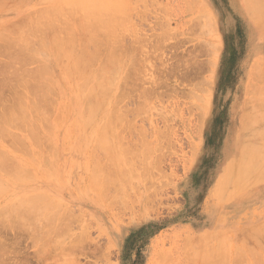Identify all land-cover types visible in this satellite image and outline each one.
I'll list each match as a JSON object with an SVG mask.
<instances>
[{
	"label": "rangeland",
	"instance_id": "obj_1",
	"mask_svg": "<svg viewBox=\"0 0 264 264\" xmlns=\"http://www.w3.org/2000/svg\"><path fill=\"white\" fill-rule=\"evenodd\" d=\"M54 1L56 3V0ZM54 1H8L3 2L4 7L2 5V8H0V30H3L2 34L5 35L8 32V30L5 29L6 27L8 28L9 26L10 31L12 29V32H8L9 34L7 33L9 35H7L8 37L6 35V37L4 36L5 39L8 40L10 35L15 38L14 35L19 34V32L22 34H19L20 37H16V39L19 38V42L13 39V42H17L19 49L15 47L16 44L14 46L12 45L13 42L11 37L9 40L12 42H10L12 47L10 46L9 40L6 43V40L0 36V47H3V50L0 51V68L5 67V69H7L6 71H8L6 72L3 68L4 71L0 69V113H3V115H0V122H2L1 124L4 127L2 129L0 124V129L2 130L0 131V157H2V159H0L1 161L5 159V161L11 163H6L10 166L9 168L8 165H3L5 162L1 164L0 161V164L3 165L0 170V177H2L0 180L10 183L8 187H5L6 189L0 190V192L2 191L0 194V238L2 237V241L5 238V243L3 242L4 251L7 247L10 250L6 249L9 251V253L5 252L7 254L6 256L3 249H1V244L0 249L2 251L0 250V252L5 254V258L9 257L10 259L6 258L7 261L3 263V261L1 262V259L3 260V258H1L3 254H0V264H7V262H13L11 264H14V261H16V264H28V262L29 264H44L45 258L48 262L45 264L53 262L54 264H61L60 261H64L65 264H202L203 258L206 257L210 260L214 255H218L217 257L215 256L218 259L226 255L225 262H227L226 264H230L232 258H234L235 255L237 257V253L238 255L243 254L242 258H239V261H237L235 257L233 263L254 264V262H256V264H264V225L262 226V224H264V175L259 181L255 182L251 180L252 178L250 176L253 175V173H251L249 176L251 179L246 178L242 181L241 184L235 188L234 195H232L233 192H231L234 188L231 191H226L225 189V193L224 191H220L221 187L219 190L216 188L217 186L219 187L218 181H221L222 184L225 180V176L222 174L226 173L225 168L227 164L234 163V168L238 167L234 155L240 152L242 147L245 149V146L251 145L260 150L264 145V138L262 136V134L264 135V103H257V99H260L262 94H264V92L262 94L258 92L259 89L264 91V18L261 21H256L255 18L250 15L246 7L247 3L244 0L124 1L125 13H127L128 16L123 15L126 18H124V22L122 21L121 23L123 24L121 25V30L119 28L118 31L119 35L121 34L122 36L117 34L119 38H117L118 40L115 38V40L119 41L120 37L123 39H121L122 42H120L122 44L121 48L124 47L126 52L123 51L124 49L122 50L120 48L119 42L115 41L119 45L117 44V46L114 44V56L119 58V60L113 59L115 62L106 64V67L111 65L109 66L110 74L113 73L111 69L113 70L118 64V66L122 68L121 77L118 79L114 90H111L109 94H107V98L110 102L106 105L103 104L100 108L120 116L123 120H119L120 123L118 125L116 124L115 127L119 131L122 128L121 134L119 135L118 133L117 135L116 132L118 130H116L114 135L121 137L123 147L126 148L130 145L128 148L134 149L128 150L126 148L128 152L127 150L124 151L126 155L122 154V157L126 160V156H128L127 160L130 164L133 162L135 165L131 164L128 166L124 164L123 167L125 168L126 166V171L128 169L127 172L125 171L126 174H119L118 177L115 175V179H118L114 181V185H111L112 190L114 187L115 188L114 191H110L111 194L109 195L112 197L116 195L113 201L109 198L111 200L109 203L100 199L102 203H99L100 200L98 197L100 196L97 197L96 193L93 191L94 188H90L92 185L91 181L93 180L91 178H94V176H92L94 174L92 166L97 159L100 158L99 160L101 161V158H106L105 156L103 157L104 154H100L101 156L98 157L97 155L99 154L97 152H95V154L91 151V154L89 147L92 146L93 143V145H95L96 137V142L99 140L100 137L98 138V136H100L99 134L101 132H98L104 121H106V118H101L99 126L97 122V125L94 123V126L97 128H94V130L97 131L94 132L93 130V132L95 135L96 133L98 135L94 138V133L91 134L92 132H87V128L85 130V127L88 126L86 123L88 119L87 115L92 104L89 100L82 101V97L80 96L82 94L80 93L75 92L76 94L74 96L71 95V90L75 87L74 84L77 81L75 77L78 76L77 79L81 77L78 80H84V78L78 74L74 77L72 76V78L69 76L66 77V87L61 85L60 64L61 62L63 64V60H65L64 66H66V64L69 65L68 63L73 62L71 61L73 58L70 57L69 59L65 57L63 59L64 56L56 54V46L54 48L49 41V38L53 35L52 32L54 30L59 31V27L63 25L64 17L69 15L67 12H65L67 14L66 16L63 14L66 9L65 5H63V1L61 6L65 7V9L60 6L61 9H63L61 10V15L54 14L52 11L48 13L47 11L49 9H54L57 4L59 5V2L55 4L53 3ZM65 3L68 2L65 1ZM66 5L68 6V4ZM39 7H43L44 9L42 8V10ZM7 9L10 11H6ZM39 9H41V11ZM33 10H38V13L36 11V13H33ZM68 10L69 8L66 11ZM31 11L34 14H32L33 17ZM50 13H52V15L54 14L55 17ZM40 14H43V18ZM77 14L78 13L75 14V19ZM80 14H78V16ZM26 15L31 16H29V18L28 16L26 17ZM104 15L107 16L108 14L104 13ZM34 18L39 21L33 20ZM78 18L76 21L80 22ZM11 21L15 27L12 26ZM31 21L32 25L30 24ZM18 22L23 27L18 25ZM27 22L28 24H26ZM49 22L51 23L49 24ZM16 23L20 26L19 28L17 25H14ZM199 24H202V26L204 24L208 26L209 24L207 27L208 29L205 27L201 29L202 26ZM1 25H3L2 27L5 26V28H2ZM28 25L31 26L28 27ZM24 26L25 29L28 27L32 30L29 31L27 28L25 32ZM35 26H39L40 28H35ZM111 27L113 26L104 25L102 23H100L99 26L101 32H105ZM34 28L35 30L37 29V33ZM198 28L201 29L200 31H202V33L199 32ZM40 32H42V35H40ZM74 32L79 37L77 29ZM25 33L27 35H25ZM44 36H47L48 41L43 44L42 40H44ZM21 37L25 41H21ZM76 40L75 48L77 50L74 48L76 50L74 51L75 55L78 54L79 51L82 52V50H84L83 43H81L82 41L80 39ZM162 42L163 44H161ZM4 43L5 45H3ZM6 44L11 47L10 49V47L7 46L11 52L9 50H4ZM23 44H27L24 45L25 48ZM80 45L81 49L79 50ZM7 47L5 49H8ZM118 47L119 50L117 49ZM35 48L37 49L35 50ZM12 49H14V51ZM15 49H17V51ZM15 51L17 53L12 57L10 54L15 53ZM4 55H7V57ZM8 55H10L13 60ZM30 55H35L36 59L34 56L31 58ZM68 60H70V62ZM5 61L11 63L10 66ZM98 61L103 63L104 60ZM5 63L11 69L6 68L8 66H6ZM44 64L47 65V68L45 67L47 70L50 69L48 75L51 76L52 86L48 84V80L45 86L43 81L45 78L37 75ZM11 65H13V67ZM252 69L255 71L262 70V73H257V71L254 72ZM33 71L37 73L35 72V74ZM15 72L17 73L15 74ZM29 72H33L34 74L31 73L30 75ZM2 73L7 74L5 76ZM7 75L9 79L12 77L11 80L14 83H10L11 80H4L8 77ZM32 75H35V77L37 75V77L34 79ZM3 76L4 78H2ZM108 76L110 75L108 74ZM5 82L6 84H4ZM79 83H81V81H79ZM197 83H200L199 85L201 86L198 87ZM11 84L15 85L12 86ZM48 85L51 86V88H47ZM256 86L257 90L255 89ZM62 90H64V92ZM258 95L260 96L259 98ZM252 100H255V102ZM260 102H262V100ZM29 105L32 108L28 107ZM18 106L21 108L19 109ZM8 107L11 109H7ZM22 108H25V112L22 111ZM39 109L41 113L38 112ZM17 110L21 111L17 112ZM262 110L263 113H261ZM27 111L28 113L25 115L24 113ZM122 111L124 113H122ZM10 112L17 113V116L16 114L14 116V114ZM20 114H23V116L25 115L28 121L23 119V116L20 117ZM56 115H60L58 116L60 121H58L59 119H57ZM254 115L255 118L253 117ZM257 115L260 116L258 117ZM256 116L258 117L257 121H252V123H250V125H252L249 126V122H251L252 119L256 120ZM14 117L17 119L13 120ZM243 117H250L249 119L253 118L247 122V119ZM5 118L7 119L4 120ZM30 119L36 124L32 123ZM243 119L245 121H243ZM18 120H21V122L23 121V124ZM126 127L127 129H125ZM138 128H140V130ZM8 129H10L11 132ZM33 131L37 134L36 140H34L36 136L33 135L35 134ZM50 131L54 132L55 136H52L55 138L49 134L47 135ZM109 131L111 134V130ZM30 135L35 137H30ZM38 135H40V137H38ZM48 136H50L49 139ZM85 137L90 138V141L94 138V142L92 141V144L90 143L89 146H86ZM38 138H41V140ZM137 140L140 142L138 143ZM37 141L41 144L39 143V145ZM111 143H113L112 139ZM151 145L152 148H150ZM93 147L96 148V145L92 146V148L90 147L91 150H93ZM147 147H149L150 151ZM3 150L6 151L5 154L9 156L3 154ZM96 150L99 151V153H101L100 151L103 152V150L100 148L98 149V147ZM44 151H46L47 154ZM133 152L135 154L132 156L131 154H133ZM139 152L143 155L139 154ZM148 154H150V156ZM262 155L263 156L258 158V163L262 160V165H264V152ZM3 156H6L7 160L6 157ZM147 157L150 159V161L146 159L149 163L145 161ZM14 160H17V162L13 163ZM46 161H48L49 166L51 162L52 166L48 167V164L45 163ZM258 163L255 165L256 167H254V173L264 172L262 171V168L264 170V166ZM140 164L141 166L139 167ZM146 164H148V166ZM235 164L237 166H235ZM21 166L26 167L27 169H24L29 171V173L23 168L21 169ZM3 167L4 170L6 169L5 171L2 169ZM12 169L15 172L12 171ZM16 171L19 173L16 176V178L18 177L17 180L15 178ZM106 171L107 169H105V173H107ZM9 172L11 174H8ZM235 172V170L231 171L229 184L232 182V179H235L233 178L234 176L236 177V175H234ZM102 173L100 174L102 175ZM20 174H23L22 177L24 176V180L19 176ZM122 177L124 179H122ZM100 179L102 180L103 178L100 177ZM88 181H90L89 184L91 185H88ZM119 185L121 186L118 187ZM122 185H124V188ZM220 192L224 198L222 195H219ZM39 193H42L41 195H44V193H47L48 196L53 195L52 199L49 197L51 201L54 199L58 202L66 203L65 207L67 210H64V208L62 210L66 212H64L66 217L62 218L65 220H61V224L58 217H55L56 220L53 219V215L59 210H56L53 205H48L47 202H43V204L47 206V211L45 206H42V209L44 208L45 211L41 212L43 210L41 209L40 204H42V202L40 200H37L39 204L36 203L37 201L35 202L38 206H29L30 208H35H32L33 210L31 209V213H26L28 212L26 211L25 213L23 212V214L21 213L22 210L18 211L17 209H11L15 211L13 213L11 210L10 212L9 209H7L10 202H13V200L15 201L19 196L25 195V199L28 197L26 200L29 201L30 197L35 198ZM38 196H40V194ZM48 207L53 208L52 210L55 209L53 211L54 214L51 208L48 209ZM5 209L8 211H6L7 214ZM39 209L41 210L40 212ZM1 211L3 212L1 213ZM3 213L6 214L5 217L2 216ZM8 214L10 217L7 216ZM15 214H17V216ZM47 214H51L53 217ZM11 215H14L13 217L15 219ZM11 217L14 219L12 220L13 224H11ZM29 217L33 220V222L31 221L32 224ZM35 217H39V219ZM49 217L51 221L55 220V222H52L53 224H59L53 225L49 222V219L47 220ZM69 218L72 221L74 220L73 223ZM16 219H18L20 223L22 221V224L16 222ZM7 221L9 222L8 224L11 225L10 227L6 226L8 225ZM46 221L50 224L52 233H54L53 235H45L47 233L42 234L41 227H45V229L48 227L47 229H49V224L46 223ZM1 223H6V228L4 224L1 225ZM45 223L48 225L44 226ZM257 223L258 225L256 226ZM69 224L71 227L69 226V228H67L68 231H65L66 233L64 232L62 236L63 231L66 230ZM14 225H17L24 231L17 226L14 228ZM23 225L28 226L24 228ZM3 226L5 230L2 231V229H4L2 228ZM12 226L14 229H12ZM57 226L61 231L58 230ZM250 226H254L253 228L263 232L261 236L258 235L260 240L256 241L249 236L250 238L247 243H242L240 241L242 239V230H247L246 227H249L248 230L250 235L252 230ZM16 228L19 230H16ZM39 228L41 230H39ZM20 230L22 232H20ZM54 230L57 232L56 234ZM35 231H37L38 235L49 236L45 238L46 245H43L42 241L44 242V238L40 236L42 238V247H40L41 243L37 242L40 237L37 236ZM33 233H36L35 235L37 237L35 235V237H33ZM15 234H17V236ZM20 234L26 238V240ZM206 238L207 241H205ZM48 239H51V241H48ZM7 241H9V243ZM75 242H80V246L82 245V247ZM36 243L40 244V246ZM69 243L73 244L70 246ZM68 245L72 249H70L72 252L75 250L73 245H75V248H78L76 249L77 253L83 248L84 251L80 250L82 253H78L79 255L76 251L70 253V250L67 249ZM5 246L7 247L5 248ZM39 247L42 251L44 249V251L41 252ZM10 248H12V250ZM15 251L16 253H14ZM251 251H254V255ZM40 252L43 253V258H41L42 261L40 259V257H42ZM211 252L213 253L210 254ZM232 252L233 254L231 255ZM14 256L16 258L13 261L12 258H14ZM78 256L79 258H77ZM18 257L21 260H18L19 262L17 261ZM70 259L72 261H70Z\"/></svg>",
	"mask_w": 264,
	"mask_h": 264
},
{
	"label": "bare ground",
	"instance_id": "obj_2",
	"mask_svg": "<svg viewBox=\"0 0 264 264\" xmlns=\"http://www.w3.org/2000/svg\"><path fill=\"white\" fill-rule=\"evenodd\" d=\"M8 1H14V2H16V0H1L0 1V8H2V5H3V7H4V4H3V2H8ZM46 1V0H45ZM54 1V0H53ZM62 1H63V5H65V7H66V9H65V7H63V6H61L62 5ZM65 1L66 2H68V3H65ZM124 1L125 0H69V1H67V0H56V3L57 2H59V5L57 4L55 7H54V9H47V10H45V11H47L48 13H49V11H52V13H54V14H58V15H61V10H63V9H65V11H64V13L63 14H65V16L69 13V15H67L66 17H64L65 19L63 20V25L61 26V27H59V31L57 30V31H53L52 32V37H50L49 38V41H50V43L54 46V48H55V46H56V50H55V52H56V54H59L60 56L61 55H63L64 57H63V59L65 58V57H67V58H69L70 59V57H72L73 58V60L71 59V61H73V62H70V60H68L70 63H71V65H70V63H68L69 65H67L66 64V66H64V64H65V60H63V64H62V62H61V64H60V68H61V78H62V84L61 85H63V86H65L66 87V85H65V83H66V77H69L70 76V78H72V76L74 77L76 74H78V75H80V76H82L83 78H84V80H78V79H80V78H78L77 79V77H75V79L77 80L76 81V83L74 84V86L75 87H73L72 88V90H71V95L72 96H74L76 93H80V94H82V95H80L82 98V101L83 100H89L90 101V103L92 104L91 105V107H90V109H89V112H88V115H87V117H88V119H87V125L89 126H87L86 124H84V125H86L87 127H85V130H86V128H87V132L89 131V132H92L91 134H93L95 131H97V130H94V128L95 129H97L95 126H94V123H95V125H97V123H98V126L100 125V120H101V118L103 119V118H106V121H104V123L102 124V126H101V128H100V130H99V128H98V130H99V132L98 133H100L99 135L100 136H98L97 135V133H96V135H95V133L93 134L94 135V138L96 137V136H98V138H99V140L96 142V138H95V145H96V148L98 147V149L100 148V149H102L103 150V152L102 151H100L101 153H99V151H97L96 150V148L95 147H93V150H91V148H92V146H95V145H93L91 142L94 140V138H93V140H91L90 141V138H86L85 139V144H86V146H89L90 145V143L92 144V146H90L89 147V149H90V152L92 151L93 153H95V152H97L99 155H97L98 157L99 156H101L102 154H104L103 155V157L105 156V158L106 159H104V158H101L102 160H104V161H100L99 159H97L96 161H94L95 163H94V165L92 166L93 167V169H92V171H93V175L92 176H94V178H91V179H93L92 181L94 182H92L91 181V183H92V185L91 184H89V182L90 181H88V185H91V187L90 188H94L93 189V191L96 193V195H97V197L98 196H100V197H98L99 198V200L100 199H102L104 202L106 201V202H111V200L110 199H112V201H113V199H114V197H116V195L114 196V197H112V196H109L111 193H110V191H114V188H113V190H112V188H111V185H114L113 183H115L114 181L115 180H117V179H115L116 177H115V175H117V177H118V175L119 174H124L125 173V171H126V166H125V168L123 167L124 166V164H126V165H131V164H133V162H131V164H130V162L127 160L128 158V156H126V160L128 161H126L125 160V158L123 159V157H122V154L124 155H126V153H124V151H126L127 149L128 150H130V149H132V150H134L133 148H128L130 145H128V144H125V145H128V147H123V145H122V139H121V137H119V136H117L118 135V133H119V135L121 134V130H122V128H121V130L119 131L117 128H115L116 127V124L118 125L119 123H120V121L122 120L121 119V117L120 116H118V115H114V114H112V112H110V111H108V110H102L100 107H102V105L103 104H108L109 102H110V100H108V98H107V94H109V92L111 91V90H114V88H115V85L117 84V81H118V79H120V77H121V70H122V68H120V66H118V64L114 67V69L112 70L111 69V71H113V73H111L110 74V72H109V70H110V68H109V66H111V65H108L107 67H106V64L107 63H109V64H112V62H115L113 59H118L119 60V58H117L116 56H114V54H115V45H117L118 43H116L115 41H117L118 39L117 38H119L118 36H117V34L119 35V33H118V31H119V28H120V30H121V25H123V24H121L122 23V21L124 22V18H126L125 16L127 15V13H125V3H124ZM247 4V9H248V11L250 12V15H252L253 16V18H255V20L256 21H261L263 18H264V0H244ZM23 2V1H22ZM26 2V1H25ZM18 3V2H17ZM21 3V2H20ZM40 3V2H39ZM53 3H55V1L53 2ZM55 3V4H56ZM70 3V4H69ZM66 4H68V6H70V7H68ZM8 5H9V3H8ZM7 5V6H8ZM10 6V5H9ZM16 6H18V5H16ZM47 6V5H46ZM63 7V9H61V7ZM6 7V6H5ZM15 7V6H14ZM45 7V6H44ZM128 7V6H127ZM39 8H41V7H39ZM43 8V7H42ZM41 8V9H42ZM69 8V10L68 11H66L67 9ZM9 9V8H8ZM6 10V11H10V10ZM41 9H39L40 11H41ZM44 9V8H43ZM42 9V10H43ZM128 9V8H127ZM126 9V10H127ZM12 10V9H11ZM34 11V10H33ZM36 11V10H35ZM33 12V13H36V12ZM44 11V12H45ZM4 12V11H3ZM2 12V13H3ZM30 12V11H29ZM29 12H27V13H29ZM44 12H42V13H44ZM63 12V11H62ZM65 12H67V14L65 13ZM127 12V11H126ZM5 13V12H4ZM7 13V12H6ZM26 13V14H27ZM32 13V11H31V15L33 14ZM38 13V12H37ZM52 13H50L51 15H52ZM76 13H78V14H80L79 16H78V14H77V17H76V19L78 18V20L80 21V22H78V21H76V19H75V14ZM104 13H107L108 15L107 16H105L104 15ZM125 13V14H124ZM247 13V12H246ZM46 14V13H45ZM54 14L52 15L53 17H55L54 16ZM62 14V15H63ZM207 14V13H206ZM31 15H29V16H31ZM34 15V14H33ZM33 15H32V17H33ZM41 15V17L43 16V14H40ZM82 15V16H81ZM123 15H125V16H123ZM28 15H26V17H27ZM28 16V17H29ZM64 16V15H63ZM81 16V17H80ZM128 16V15H127ZM208 16H210V15H208ZM30 18V17H29ZM43 18V17H42ZM50 18V17H49ZM45 19H48V18H45ZM45 19H43V20H45ZM211 19H213V18H211ZM33 20H35V21H39V20H36L35 18L33 19ZM49 20V19H48ZM68 20H69V23H68ZM126 20V19H125ZM207 20V19H206ZM27 21V20H26ZM200 21V20H199ZM204 21H205V19H204ZM28 22H29V19H28ZM28 22L26 23V24H28ZM203 22V21H202ZM255 22V21H254ZM11 23H12V21H11ZM19 23V22H18ZM18 23H16V24H14V25H17ZM32 23V21L30 22V24ZM35 23V22H34ZM45 23V22H44ZM47 23V22H46ZM45 23V24H46ZM51 22H49V24H50ZM59 23V22H58ZM57 23V24H58ZM100 23H102V24H104V25H108V26H113V27H111L110 29H107L105 32H101V30H100V28H99V26H100ZM206 23V22H205ZM212 23V22H211ZM257 23V22H256ZM48 24V23H47ZM53 24V23H52ZM55 24V23H54ZM61 24V23H60ZM118 24H119V26H118ZM203 24V23H202ZM202 24L200 25V26H202ZM210 24V23H209ZM209 24H208V26H209ZM18 25H20V23L18 24ZM17 25V26H18ZM25 25V24H24ZM32 25V24H31ZM31 25H28V27L29 26H31ZM36 25V24H35ZM56 25V24H55ZM206 24H204L202 27H201V29L203 28V27H205L206 29H208L207 27L208 26H205ZM211 25V24H210ZM212 25H213V23H212ZM3 25H1V27H2ZM6 26H8V25H6ZM12 26H13V23H12ZM11 26V27H12ZM17 26H16V28H17ZM21 27H23L22 25H20ZM20 26H18V28L20 27ZM59 26V25H58ZM200 26H199V28H200ZM13 27H15V26H13ZM27 27V28H28ZM36 27H39V26H35V28ZM56 27V26H55ZM212 27V26H211ZM2 28H5V26L4 27H2ZM18 28H17V30H18ZM27 28L25 29V26H24V31L26 32V30H27ZM30 28H32V27H30ZM35 28H34V30H35ZM40 28V27H39ZM58 28V27H57ZM195 28V27H194ZM198 28V29H199ZM6 30H8V32H12V29H11V31L9 30L10 28H9V26H8V28L6 27L5 28ZM4 29V30H5ZM14 29V28H13ZM20 29H22V28H20ZM19 29V30H20ZM76 29H77V31L79 32V37L76 35V33L74 32V31H76ZM201 29H199V32H201L202 33V31H200ZM210 29V28H209ZM28 30L30 31V30H32V29H29L28 28ZM37 30V29H36ZM35 30V32L37 33V31ZM205 30V29H204ZM203 30V31H204ZM211 30V29H210ZM1 31V30H0ZM3 31V30H2ZM2 31L0 32V36H2V38L3 39H5V37L9 34L8 32V34L6 33L5 35L4 34H2ZM16 31V30H15ZM28 31V32H29ZM40 31V30H39ZM207 31V30H206ZM5 32V31H4ZM19 32V31H18ZM42 32H40V35H42L41 34ZM47 33V32H46ZM120 33H122V32H120ZM206 33V32H205ZM14 34V33H13ZM15 34H17V33H15ZM19 34L20 35H22L20 32H19ZM19 34H17V35H14V37L15 38H13V37H11V35H10V37L12 38V42H13V39L15 40L16 39V37L17 36H19ZM39 34V33H38ZM51 34V33H50ZM25 35H27L26 33H25ZM5 36V37H4ZM9 36V35H8ZM7 36V37H8ZM117 36V37H116ZM119 36H122L121 34L119 35ZM9 37V38H10ZM20 37V36H19ZM41 37V36H40ZM45 37V36H44ZM1 38V37H0ZM9 38H8V40H9ZM10 38V39H11ZM22 38V37H21ZM20 38V39H21ZM46 39H47V36L45 37ZM45 38H43L44 40H42L43 41V44L46 42L47 43V41H48V39L46 40ZM115 38L117 39V40H115ZM23 39V38H22ZM21 39V41H25L24 39L22 40ZM76 39H80L82 42L81 43H83V47H84V50H82V52H80L79 51V53L78 54H74L75 52L74 51H76L77 49L75 48V42H77V40ZM122 38L120 37V40H121ZM160 39V38H159ZM6 40V43L8 42V40L7 39H5ZM16 40H18V42L20 41L19 40V38L18 39H16ZM117 41V42H119V46H120V48H121V46H122V44L120 43V42H122V40L121 41ZM11 41L9 40V43H10ZM11 42V43H12ZM33 42V41H32ZM1 43V42H0ZM8 43V44H9ZM11 43H10V46H11ZM21 43V42H20ZM39 43V42H38ZM80 43V44H81ZM17 45V42H13V46L14 45ZM42 44V43H41ZM77 44V43H76ZM115 44V45H114ZM157 44V43H156ZM159 44H160V42H159ZM161 44H163V42L161 43ZM3 45H5V43L3 44ZM15 45V47L17 48L18 47V45L16 46ZM24 45H27V44H23V47H24ZM35 45V44H34ZM117 45V46H118ZM7 46H9V45H7L6 44V47ZM9 46V47H10ZM20 46V45H19ZM5 47V48H6ZM9 47H7L8 49H5L4 48V50H9ZM12 47V46H11ZM11 47H10V49H11ZM22 47V46H21ZM77 47V46H76ZM1 48V47H0ZM3 48V47H2ZM0 49V51H2L3 49ZM25 48V47H24ZM76 50H75V49ZM18 49H19V47H18ZM27 49H28V46H27ZM37 48H35V50H36ZM81 49V45H80V48H79V50ZM118 50H119V47L117 48ZM116 49V50H117ZM123 51H125L126 52V50H125V48L123 47V48H121ZM120 49V50H121ZM127 49V48H126ZM136 49V48H135ZM13 51H14V49H12ZM16 51H17V49H15ZM34 50V51H35ZM121 50V51H122ZM209 50V49H208ZM207 50V51H208ZM10 52H11V50H9ZM15 51V53H12V54H10V55H12V57H13V55L14 54H16L17 52ZM26 51V50H25ZM122 51V52H123ZM131 51H132V49H131ZM212 51V50H211ZM4 52V51H3ZM19 52V51H18ZM6 53V52H5ZM213 53V52H212ZM33 54V53H32ZM118 54V53H117ZM10 55H8V56H10ZM74 55H75V57H74ZM134 55V54H133ZM2 56V55H1ZM5 57H7V55H4ZM15 56V55H14ZM34 57H35V55H33ZM33 56H31L30 55V57L31 58H33ZM57 56V55H56ZM11 57V56H10ZM11 57V58H12ZM27 57V56H26ZM29 57V58H30ZM115 57V58H114ZM11 58H10V60H11ZM28 58V57H27ZM59 58V57H58ZM66 58V59H67ZM128 58V57H127ZM35 59H36V57H35ZM39 59V58H38ZM140 59V58H139ZM142 59V58H141ZM4 60H6V59H4ZM12 60H13V58H12ZM14 60H15V58H14ZM27 60V59H26ZM40 60V59H39ZM98 60H104L103 61V63H101L100 61H98ZM135 60V59H134ZM0 61H1V59H0ZM17 61V60H16ZM15 61V62H16ZM35 61V60H34ZM207 61V60H206ZM6 63H7V61H5ZM132 62V61H131ZM130 62V63H131ZM135 62V61H134ZM3 63H4V61H3ZM6 63H5V65H6ZM74 63V64H73ZM124 63H125V61H124ZM211 63H212V61H211ZM0 64H1V62H0ZM7 64H9V66H10V64L11 63H7ZM14 64H16V63H14ZM28 64V63H27ZM73 64V65H72ZM132 64V63H131ZM134 64V63H133ZM17 65V64H16ZM138 65V64H137ZM2 66H3V64H2ZM6 66H8V65H6ZM6 67V68H10V67ZM12 67H13V65H11ZM42 66V65H41ZM47 65H45L44 64V68L42 67V69L41 70H39V72H38V74L37 75H39V77H44L45 79H43V81H44V85L46 86L47 85V80L49 81L48 82V84H50L51 85V83H52V81H51V76L50 75H48L49 74V71H50V69L49 70H47L46 67ZM96 66V67H95ZM122 66V65H121ZM124 66H125V64H124ZM1 67V66H0ZM46 67V68H45ZM3 68V67H2ZM2 68H0V69H2ZM59 68V69H60ZM254 68V67H253ZM3 69H5V67L3 68ZM2 69V71H4ZM11 69V68H10ZM36 69V68H35ZM96 69V70H95ZM132 69V68H131ZM199 69V68H198ZM255 69V68H254ZM254 69H252V70H254ZM260 69V68H259ZM262 69V68H261ZM7 69H5V71H6ZM134 70V69H133ZM12 71H14V70H12ZM30 71V70H29ZM257 71V73L258 72H260V73H262L261 71L262 70H256ZM255 70H254V72H256ZM6 72H8V71H6ZM11 72V71H10ZM34 73L36 72V71H33ZM33 72H31V73H33ZM133 72V71H132ZM17 72H15V74H16ZM30 73V72H29ZM31 73H30V75H31ZM33 73V74H34ZM37 73V72H36ZM35 73V74H36ZM0 74H1V72H0ZM2 74H4L5 76H6V74L7 73H2ZM11 74V73H10ZM14 74V75H15ZM55 74V73H54ZM108 74L110 75V76H108ZM8 75H9V73H8ZM7 75V76H8ZM11 75H13V74H11ZM37 75H36V77H37ZM254 75V74H253ZM2 76V75H1ZM33 76V78L35 79L36 77H35V75H32ZM53 76V75H52ZM18 77V76H17ZM253 77V76H252ZM2 78H4V76L2 77ZM54 78H56V77H54ZM60 78V77H59ZM255 78V77H254ZM12 79V77L9 79V76L8 77H6L4 80H11ZM123 79V78H122ZM164 79V78H163ZM261 79V78H260ZM3 80V79H2ZM4 80H3V82H4ZM15 80V79H14ZM41 80V79H40ZM20 81V80H19ZM36 81V80H35ZM38 81V80H37ZM79 81H81V83H79ZM126 81V80H125ZM192 81H194V80H192ZM1 82V81H0ZM12 82V80L10 81V83ZM40 82H42V81H40ZM39 82V83H40ZM123 82V81H122ZM159 82H161V81H159ZM165 82V81H164ZM12 83H14V82H12ZM71 83V82H70ZM165 83H167V82H165ZM203 83V82H202ZM4 84H6V82L4 83ZM18 84H20V83H18ZM198 84V83H197ZM200 84V83H199ZM198 84V87L199 86H201V85H199ZM205 84V83H204ZM9 85V84H8ZM12 86H14L13 84H11ZM39 85V84H38ZM41 85V84H40ZM44 85H43V87H44ZM54 85V84H53ZM123 85V84H122ZM18 86V85H17ZM21 86H22V83H21ZM23 86H25V85H23ZM52 86V85H51ZM51 86H49L48 85V87L47 88H51ZM264 86V85H263ZM262 86V87H263ZM28 88V87H27ZM261 88V87H260ZM11 89H13V88H11ZM201 89H203V88H201ZM256 90H257V86H256V88H255ZM258 89H259V87H258ZM264 89V88H263ZM44 90V89H43ZM15 91V90H14ZM30 91V90H29ZM37 91H39V90H37ZM63 92H64V90H62ZM35 92V91H34ZM46 92V91H45ZM76 92V93H75ZM204 92V91H203ZM258 92L260 93V94H262L264 91L263 90H261V89H259L258 90ZM120 93V92H119ZM155 93V92H154ZM193 93V92H192ZM195 93V92H194ZM258 93V94H259ZM39 94V93H38ZM46 94V93H45ZM123 94V93H122ZM21 95V94H20ZM37 95V94H36ZM47 95H48V93H47ZM58 95V94H57ZM194 95V94H193ZM22 96V95H21ZM40 96V95H39ZM38 96V97H39ZM198 96V95H197ZM262 96H263V98H262ZM262 96H261V98L260 99H257V103L259 104H263L264 102V94H262ZM41 97V96H40ZM43 97H44V95H43ZM42 97V98H43ZM260 96L258 95V98H259ZM21 98V97H20ZM41 98V99H42ZM197 98V97H196ZM255 98V97H254ZM37 99V98H36ZM80 99V100H81ZM198 99H200V98H198ZM24 100V99H23ZM39 100V99H38ZM46 100V99H45ZM259 100V101H258ZM262 100V102H260ZM20 101V100H19ZM47 101V100H46ZM88 101V102H89ZM253 101V100H252ZM252 101H251V103H252ZM203 102V101H202ZM253 102H255V100L253 101ZM33 103H34V101H33ZM120 103V102H119ZM205 103V102H204ZM43 104V103H42ZM193 104H195V103H193ZM192 104V105H193ZM255 104V103H254ZM21 105V104H20ZM19 105V106H20ZM24 105H25V102H24ZM23 105V106H24ZM46 105V104H45ZM104 105V106H105ZM18 106V107H19ZM34 106H35V104H34ZM254 106V105H253ZM262 106V105H261ZM260 106V107H261ZM264 106V105H263ZM14 107V106H13ZM28 107H31L30 105L28 106ZM36 107V106H35ZM38 107V106H37ZM76 107H77V105H76ZM75 107V108H76ZM196 107V106H195ZM251 107V106H250ZM259 107V106H258ZM10 107H8L7 109H9ZM21 107H19V109H20ZM32 108V107H31ZM30 108V109H31ZM39 108V107H38ZM202 108H204V107H202ZM11 109V108H10ZM23 109V108H22ZM25 109V108H24ZM24 109L22 110V111H24ZM85 109V108H84ZM101 109V110H100ZM34 110V109H33ZM116 110H117V108H116ZM123 110V109H122ZM4 111H6V110H4ZM16 111V110H15ZM14 111V112H15ZM19 111H21V110H17V112H19ZM101 111V112H100ZM126 111V110H125ZM7 112V111H6ZM6 112H4V113H6ZM14 112H10V113H13L14 114V116H15V114H16V116H17V113H14ZM25 112V111H24ZM31 112V111H30ZM38 112H40L41 113V111H40V109L38 110ZM37 112V113H38ZM100 112V113H99ZM8 113V112H7ZM9 113V114H10ZM28 113V111L26 112V113H24L25 115ZM34 113H35V111H34ZM39 113V114H40ZM122 113H124L123 111H122ZM136 113V112H135ZM261 113H263V110H262V112ZM3 115V113H0V115ZM8 114V115H9ZM33 114V113H32ZM57 114H58V112H57ZM258 114V113H257ZM7 115V116H8ZM25 115L23 116V114H20V117H22L23 119H26L27 120V117L25 118ZM43 115V114H42ZM84 115V114H83ZM139 115V114H138ZM253 115V114H252ZM255 115H256V113H255ZM255 115L253 116L254 118H255ZM261 115V114H260ZM259 115V116H260ZM10 116H11V114H10ZM19 116V115H18ZM30 116V115H29ZM57 116V115H56ZM58 116H60V115H58ZM57 116V119H59V117ZM179 116V115H178ZM258 116V115H257ZM256 116V120H253L252 118V120L251 119H249V118H245V117H243L244 119H247V122H249L248 120H251V122H249V126H251L250 125V123H252V121H257V118L259 117H257ZM264 116V115H263ZM1 117V116H0ZM4 117V116H3ZM13 117V116H12ZM19 117V118H20ZM262 117V116H261ZM18 118V119H19ZM28 118H31V117H28ZM45 118H47V117H45ZM7 118H5L4 120H6ZM15 119H17V118H13V120H15ZM23 119H21V120H23ZM38 119H39V117H38ZM243 119V121H245ZM263 119H264V117H263ZM21 120L19 121V122H21ZM31 120V119H30ZM65 120V119H64ZM105 120V119H104ZM120 120V121H119ZM130 120V119H129ZM259 120V119H258ZM9 121V120H8ZM11 121H12V119H11ZM17 121V120H16ZM28 121V120H27ZM32 121V120H31ZM44 121V120H43ZM56 121V120H55ZM58 121H60V119L58 120ZM117 121V122H116ZM123 121V120H122ZM131 121V120H130ZM18 122V123H19ZM23 122V121H22ZM21 122V123H22ZM45 122V121H44ZM83 122V121H82ZM97 122V123H96ZM116 122V123H115ZM125 122V121H124ZM132 122V121H131ZM247 122H245V123H247ZM2 122H0V124H1ZM8 123V122H7ZM6 123V124H7ZM10 123V122H9ZM32 123H34L33 121H32ZM85 123V122H84ZM129 123V122H128ZM243 123V122H242ZM23 124V123H22ZM30 124V123H29ZM34 124H36V123H34ZM125 124V123H124ZM132 124V123H131ZM25 125V124H24ZM37 125H38V123H37ZM44 125V124H43ZM1 126H2V129L4 128L3 127V125L1 124ZM33 126H35V125H33ZM48 126V125H47ZM94 126V127H93ZM200 126V125H199ZM198 126V127H199ZM245 126H246V124H245ZM37 127V126H36ZM39 127V126H38ZM49 127V126H48ZM92 127V128H91ZM118 127V126H117ZM131 127V126H130ZM247 127V126H246ZM245 127V128H246ZM25 128V127H24ZM23 128V129H24ZM129 128V127H128ZM201 128V127H200ZM36 129V128H35ZM125 129H127V127L125 128ZM124 129V130H125ZM130 129V128H129ZM139 130H140V128H138ZM10 132H11V130L10 129H8ZM7 130V131H8ZM38 130H39V128H38ZM41 130V129H40ZM93 130H94V132H93ZM109 130H111V134L109 133L110 131ZM116 130H118L117 132H116ZM138 130V131H139ZM0 131H2L1 129H0ZM4 131V130H3ZM6 131V132H7ZM30 131V130H29ZM36 131V130H35ZM35 131H33V133H35V134H33V135H37L36 134V132ZM130 131V130H129ZM252 131H254V130H252ZM263 131V130H262ZM115 132H116V136L114 135L115 134ZM2 133V132H1ZM13 133V132H12ZM38 133V132H37ZM85 133V132H84ZM138 133H140V132H138ZM141 133H142V129H141ZM3 134V133H2ZM5 134V133H4ZM6 134H8V133H6ZM54 135V132H48L47 133V135ZM87 134V133H86ZM9 135V134H8ZM11 135V134H10ZM33 135H30V137L31 136H33ZM142 135V134H141ZM164 135V134H163ZM167 135V134H166ZM12 136V135H11ZM35 136H33V137H35ZM43 136V135H42ZM55 136V135H54ZM262 136H263V138H264V135L262 134ZM3 137V136H2ZM10 137V136H9ZM38 137H40V135H38ZM44 137V136H43ZM49 137L50 136H48V139H49ZM53 137V136H52ZM111 137H113V138H111ZM14 138V137H13ZM36 138H37V136L34 138V140H36ZM53 138H55V137H53ZM120 138V139H119ZM125 138V137H124ZM261 138V137H260ZM38 139H40L41 140V138H38ZM43 139V138H42ZM111 139H112V141H113V143H111ZM141 139V138H140ZM263 140V139H262ZM262 140H261V142H262ZM13 141V140H12ZM25 141V140H24ZM88 141V142H87ZM21 142V141H20ZM19 142V143H20ZM44 142V141H43ZM94 142V141H93ZM134 142V141H133ZM137 142H138V140H137ZM140 142V141H139ZM138 142V143H139ZM37 143L39 144L40 142L39 141H37ZM97 143V144H96ZM147 143H149V142H147ZM249 143V142H248ZM22 144V143H21ZM41 144V143H40ZM39 144V145H40ZM137 144V143H136ZM142 144V143H141ZM140 144V145H141ZM146 144V143H145ZM151 144V143H150ZM149 144V145H150ZM23 145H25V144H23ZM54 145V144H53ZM98 145V146H97ZM124 145V146H125ZM134 145V144H133ZM148 145V144H147ZM146 145V146H147ZM245 145H246V143H245ZM146 146H144V147H146ZM47 147V146H46ZM84 148H86V147H84ZM148 148V150L150 151V149H149V147H147ZM147 148H145V149H147ZM150 148H152V145L150 146ZM194 148H195V146H194ZM262 148H264V145H263V147ZM257 149V148H254V146H251V145H249V146H245V149H244V147H242L241 148V151L240 152H238V153H236L234 156H235V159L237 160V164H238V167L237 168H234V163L233 164H227V166H226V173L225 174H222L223 176H225V180H224V182H222V184H221V181H218V184H219V187L217 186L216 188H218V190L220 189V187H221V192L222 191H224L225 189H226V191H228V190H232L233 188V190L231 191V192H233L232 193V195H234V190H235V188H237L240 184H241V182L242 181H244L246 178H249V179H251L252 181H255V182H257V181H259L260 180V178H262V176L264 175V172H262V173H260V172H256V173H254V167H256L255 165H257V163H258V158L259 157H261V156H263L262 155V153L264 152V149ZM49 149V148H48ZM51 149V148H50ZM57 149V148H56ZM87 149V148H86ZM144 149V150H145ZM47 150V149H46ZM128 150H127V152H128ZM131 150V151H132ZM147 150V151H148ZM152 150V149H151ZM1 151V150H0ZM50 151V150H49ZM55 151V150H54ZM137 151H139V150H137ZM140 151H142V150H140ZM147 151H146V153H147ZM3 152V154H5V152L6 151H2ZM45 153H46V151H44ZM44 152H42V153H44ZM52 152V151H51ZM92 152H91V154H92ZM36 153H38V152H36ZM152 153V152H151ZM47 154V153H46ZM96 154V153H95ZM94 154V155H95ZM101 154V155H100ZM135 153L133 152V154H131L132 156L134 155ZM139 154H141L140 152H139ZM145 154V153H144ZM0 155H1V152H0ZM5 155H7V156H9L8 154H5ZM129 155V154H128ZM141 155H143V154H141ZM149 156H150V154H148ZM44 156V155H43ZM48 156H50V155H48ZM93 156V155H92ZM3 157H6V156H3ZM56 157V156H55ZM95 157V156H94ZM97 157V158H98ZM145 157V156H144ZM1 159H2V157H0ZM10 160H12L10 157H8ZM46 158V157H45ZM133 158V157H132ZM131 158V159H132ZM141 158V157H140ZM139 158V159H140ZM150 158V157H149ZM1 159H0V161H1ZM44 159V158H43ZM47 159V158H46ZM54 159V158H53ZM96 159V158H95ZM144 159V158H143ZM146 159H148V157L147 158H145V161H147ZM6 160H7V157H6ZM34 160V159H33ZM99 160V161H98ZM149 161H150V159H148ZM263 160H264V158H263ZM35 161V160H34ZM49 161V160H48ZM48 161H46L45 163L46 164H48ZM133 161H134V159H133ZM138 161V160H137ZM234 161V160H233ZM2 162H5L3 165H5L6 163H9V162H7V161H5V159L3 160V161H1V164H2ZM11 162H13V161H11ZM15 162H17V160L15 161L14 160V162L13 163H15ZM136 162V161H135ZM262 160H261V162L260 163H258V164H261L262 165ZM20 163V162H19ZM45 163H42V164H45ZM93 163V162H92ZM129 163V164H128ZM143 163H145V162H143ZM142 163V164H143ZM147 163H149L148 161H147ZM0 164V170H1V166H3V165H1ZM9 164H11V163H9ZM41 164V163H40ZM45 164V165H46ZM6 165H8V164H6ZM16 165H17V163H16ZM44 165V166H45ZM133 165H135V164H133ZM132 165V166H133ZM138 165V164H137ZM147 166H148V164H146ZM151 165V164H150ZM9 166V165H8ZM18 166V165H17ZM48 167H50V166H52L51 165V162H50V166H49V164L47 165ZM95 166V167H94ZM113 166V167H112ZM141 166V164L139 165V167ZM152 166V165H151ZM150 166V167H151ZM235 166H237L236 164H235ZM262 166H264V165H262ZM6 167V166H5ZM12 167V166H11ZM135 167V166H134ZM257 167H259V166H257ZM9 168H10V166H9ZM8 167H7V170L9 169ZM24 169V168H26V167H22L21 166V169ZM3 170H4V167L2 168ZM13 169H15V168H13ZM12 169V171H14ZM27 169V168H26ZM105 169H107V173H105ZM130 169V168H129ZM133 169V168H132ZM135 169V168H134ZM143 169V168H142ZM259 169V168H258ZM6 170V169H5ZM4 170V171H5ZM17 170V169H16ZM25 170V169H24ZM56 170V169H55ZM124 170V171H123ZM148 170V169H147ZM236 171L235 173H237V174H235L234 173V175H236V177L234 176H232L233 178H235L234 180L232 179V182H230V184H229V180H230V173H231V171ZM9 171V170H8ZM7 171V172H8ZM25 171H27V170H25ZM104 171V172H103ZM127 171H128V169H127ZM126 171V172H127ZM133 171V170H132ZM253 171V172H252ZM259 171V170H258ZM262 171H264L263 170V168H262ZM15 172V171H14ZM17 172V171H16ZM28 173H29V171H27ZM26 172V173H27ZM103 172V173H102ZM129 172H130V170H129ZM134 172H135V170H134ZM24 173V172H23ZM100 173H102V175L100 174ZM105 173V174H104ZM141 173H142V171H141ZM143 173H144V171H143ZM251 173H253V175H251ZM8 174H11L10 172L8 173ZM17 174H19L18 172L17 173H15V178H16V176H17ZM25 174V173H24ZM31 174V173H30ZM104 174V175H103ZM126 174V173H125ZM124 174V175H125ZM22 175L23 174H20L19 176L21 177V178H23V180H24V176L22 177ZM27 175V174H26ZM101 175V176H100ZM120 175V176H121ZM251 175V176H250ZM103 176V177H102ZM251 178H250V177ZM19 177V179L21 180V178ZM100 177L101 178H103L102 180L100 179ZM137 177V176H136ZM0 178H2V177H0ZM11 178V177H10ZM28 178V177H27ZM33 178V177H32ZM18 179V177L16 178V180ZM26 179V178H25ZM112 179H113V181H112ZM122 179H124L123 177H122ZM125 179H126V177H125ZM4 180V179H3ZM28 180H30V179H28ZM32 180V179H31ZM121 180V179H120ZM128 180V179H127ZM9 181V180H8ZM22 181V180H21ZM125 181V180H124ZM24 182V181H23ZM117 182V181H116ZM125 183V182H124ZM120 184V183H119ZM122 184H123V182H122ZM10 185V183H7V182H4V181H2V180H0V190H4V189H6L5 187H8ZM220 185H222V186H220ZM117 186V185H116ZM121 185H119L118 187H120ZM124 185H122V187H123ZM129 186V185H128ZM127 186V187H128ZM131 186V185H130ZM121 187V188H122ZM136 187H137V185H136ZM124 188V187H123ZM26 189V188H25ZM130 189V188H129ZM135 189V188H134ZM136 189H138V188H136ZM9 190V189H8ZM122 190V189H121ZM121 190H119V191H121ZM139 190V189H138ZM217 190V189H216ZM6 191V190H5ZM141 191V190H140ZM2 192V191H1ZM1 192H0V194H1ZM122 192V191H121ZM128 192V191H127ZM215 192V191H214ZM221 192H220V194L219 195H222L221 194ZM131 193V192H130ZM136 193V192H135ZM218 193H219V191H218ZM224 193H225V191H224ZM22 194V193H21ZM20 194V195H21ZM40 194V196H38ZM39 194H37V197H35V198H31L30 197V199H29V201H27L26 199L28 198V197H26V199H25V195L23 196V195H21V196H19V194H18V198L17 199H15V201L13 200V202L11 201L10 202V204L7 206V209H9V211L11 210V209H17L18 211H21L22 210V212L21 213H25L26 211H28V212H26V213H31V209L32 208H34V207H32V208H30L32 205H35V206H38L37 204H35V202L37 201V200H40L41 202H42V204H43V202H47V204L49 205V204H51V205H53V207L56 209V210H59L56 214H54V210H52L53 208H51V207H48V209H50L51 208V210H52V212H53V216H54V218L53 219H55V217H58V220L60 221V224H61V222L63 221V220H65V219H62V218H65L66 216H65V211H62L63 210V208H64V210L66 209V203L64 204V202H58L57 200H50L49 199V197H51V199H52V196H48V194L47 193H44V195H41L42 193H39ZM217 194V193H216ZM33 195V194H32ZM118 195V194H117ZM123 195V194H122ZM28 196V195H27ZM34 196H36V195H34ZM102 196V197H101ZM127 196V195H126ZM225 196V195H224ZM222 197H223V195H222ZM229 197V196H228ZM234 197V196H233ZM21 198V199H20ZM110 198V199H109ZM137 198V197H136ZM147 198H148V195H147ZM219 198V197H218ZM224 198V197H223ZM97 199V198H96ZM95 199V200H96ZM107 199V200H106ZM108 199H109V201H108ZM116 199V198H115ZM118 200H119V198H118ZM117 200V201H118ZM55 201V202H54ZM57 201V202H56ZM126 201V200H125ZM40 202V203H41ZM102 203V201L100 200L99 201V203ZM36 203H38V201L36 202ZM114 203V202H113ZM120 203V202H119ZM124 203H126V202H124ZM39 204V203H38ZM40 204L41 205V209H42V206L44 207L45 206V208L47 207L46 206V204ZM109 205V204H108ZM113 205V204H112ZM121 205V204H120ZM124 205V204H123ZM122 205V206H123ZM30 206V207H29ZM114 206V205H113ZM116 206V205H115ZM68 207V206H67ZM110 207V206H109ZM124 207V206H123ZM40 208V207H39ZM110 208H112V207H110ZM120 208V207H119ZM7 209H5V212L7 211ZM35 209V208H34ZM37 209V208H36ZM120 209H122V208H120ZM33 210V209H32ZM43 211H41L40 209H39V212L41 211V212H44L45 210H44V208L42 209ZM67 210V209H66ZM12 211V210H11ZM10 211V212H11ZM46 211H47V208H46ZM114 211V210H113ZM117 211V210H116ZM3 211H1V213H2ZM8 212V211H7ZM7 212H6V214H7ZM13 213L15 212L14 210L12 211ZM39 212H38V214H39ZM50 212V211H49ZM65 212V213H64ZM121 212V211H120ZM17 213V212H16ZM23 213V214H24ZM34 213V212H33ZM47 213V212H46ZM115 213V212H114ZM5 213H3V217H5L6 216V214L4 215ZM17 214H19V213H17ZM17 214H15L16 216H17ZM58 214H59V216H58ZM67 214H69V213H67ZM72 214H74V213H72ZM75 214H76V212H75ZM80 214V213H79ZM1 215V214H0ZM42 215V214H41ZM45 215V214H44ZM48 215V214H47ZM51 215V214H50ZM50 215H48V216H50ZM81 215V214H80ZM8 217H10V215L8 214L7 215ZM12 216V215H11ZM14 216V215H13ZM12 216V217H13ZM19 216V215H18ZM20 216H21V214H20ZM27 216V215H26ZM29 216V215H28ZM39 216H40V214H39ZM43 216V215H42ZM52 216V215H51ZM50 216V217H51ZM52 216V217H53ZM63 216V217H62ZM70 216V215H69ZM79 216V215H78ZM7 217V218H8ZM10 218L11 219V224H13V221L12 220H14L13 218ZM22 217V216H21ZM24 217V216H23ZM47 218V220L49 219V222H55V220H53V221H51V218ZM83 217V216H82ZM30 218V217H29ZM36 218V217H35ZM35 218H34V220H35ZM68 218V217H67ZM4 219V218H3ZM20 219H22V218H20ZM31 219V218H30ZM36 219H39V217L38 218H36ZM70 219V218H69ZM73 219H75V218H73ZM6 220H8V219H6ZM26 220V219H25ZM29 220V219H28ZM62 220V221H61ZM71 220V219H70ZM76 220H79V219H76ZM82 220V219H81ZM16 222H18V219H16L15 220ZM14 221V222H15ZM19 221H21V220H19ZM33 222V220L31 219L30 220V222ZM45 221V220H44ZM72 221V220H71ZM74 221V220H73ZM73 221H72V223H73ZM26 222H27V220H26ZM32 222H31V224H32ZM36 222H38V221H36ZM9 222L7 221V224H8ZM18 223H20V222H18ZM24 223V222H23ZM44 223V222H43ZM46 223H48V221H46ZM46 223L44 224V226L46 225ZM66 223V222H65ZM76 223V222H75ZM78 223H80V222H78ZM88 223V222H87ZM2 224H4V226H5V224L6 223H1V225ZM17 224V223H16ZM20 224H22V221H21V223ZM27 224V223H26ZM30 224V223H29ZM28 224V225H29ZM30 224V225H31ZM49 224V223H48ZM47 224V225H48ZM53 224V223H52ZM56 223H54L53 225H55ZM59 224V223H58ZM58 224H56V225H58ZM63 224V223H62ZM81 224V223H80ZM80 224H78V225H80ZM260 224V223H259ZM18 225V224H17ZM17 225H14V228H15V226H17ZM27 225V226H28ZM41 225V224H40ZM46 225V226H47ZM52 225V226H53ZM86 225V224H85ZM84 225V226H85ZM258 225V223L256 224V226ZM264 224H262V226H263ZM4 226L2 227V228H4ZM6 226H11V225H6ZM6 226H5V228H6ZM24 226V225H23ZM27 226H24V228L26 227L27 228ZM42 226V225H41ZM69 226L71 227V225L69 224L67 227H66V230H64L63 231V233H62V236L64 235V232L65 231H68V229L67 228H69ZM73 226V225H72ZM18 227V226H17ZM22 227V226H21ZM30 227V226H29ZM37 227V226H36ZM39 227V226H38ZM59 227H60V225H59ZM65 227V226H64ZM251 227V226H250ZM254 227V226H253ZM253 227H251L252 228V230H251V234L249 235V230H248V228L249 227H246L247 228V230H242V234H243V236H242V234H241V237H242V239L240 240L242 243H247V241H248V239L250 238L249 236H251L252 238H254L256 241H259L260 239H259V237H258V235L259 236H261V233H263L262 231H259V229L258 230H256L255 228H253ZM5 228L4 229H2V231L3 230H5ZM13 228V226H12V229H14ZM19 228V227H18ZM31 228V227H30ZM30 228H29V230H30ZM34 228V227H33ZM42 228V230L39 228V230H41V232H42V234H44V233H47V234H45V235H53L54 233H52V230H51V226H50V224H49V229H45V227L43 228V227H41ZM53 228H54V226H53ZM57 228H58V226H57ZM56 228V229H57ZM19 229H21V228H19ZM19 229H17L16 228V230H19ZM36 229V228H35ZM55 229V230H56ZM60 229H61V227H60ZM59 228H58V230H60ZM88 229V228H87ZM86 229V230H87ZM1 230V229H0ZM15 230V231H16ZM22 231H24L23 229H21ZM20 230V232H22ZM28 230V231H29ZM33 230V229H32ZM37 230V229H36ZM38 230V231H39ZM55 230H54V232H55ZM62 230V229H61ZM60 230V231H61ZM72 230V229H71ZM9 231H10V228H9ZM45 231V232H44ZM88 231V230H87ZM6 232H8V231H6ZM13 232H14V230H13ZM16 232H19V231H16ZM26 232V231H25ZM33 232V231H32ZM31 232V233H32ZM36 233H37V231H35ZM40 232V231H39ZM59 232V231H58ZM85 232V231H84ZM89 232V231H88ZM241 232V231H240ZM2 233V232H1ZM9 233V232H8ZM28 233V232H27ZM30 233V232H29ZM35 233V234H36ZM57 232H55V234H56ZM66 233V232H65ZM11 234V233H10ZM22 234V233H21ZM20 234V235H21ZM34 233L32 234L33 235V237H35L36 235H35ZM60 234V233H59ZM84 234V233H83ZM264 234V233H263ZM16 236H17V234H15ZM32 235H31V237H32ZM35 235V236H34ZM45 235H38V233H37V236H41L42 238H44V242L42 241V243H43V245L45 244L46 245V241H45V238L47 237H49V236H45ZM61 235V234H60ZM82 235V234H81ZM90 235V234H89ZM207 235V234H206ZM2 236V235H1ZM22 236V235H21ZM20 236V237H21ZM28 236H29V234H28ZM36 236V237H37ZM44 236V237H43ZM83 236V235H82ZM220 236V235H219ZM219 236H218V238H219ZM23 237V236H22ZM38 237V238H39ZM40 237V238H41ZM65 237V236H64ZM77 237V236H76ZM258 237V238H257ZM18 238V237H17ZM24 238V237H23ZM39 238V241L37 240V242L38 243H41V240H42V238L40 239ZM69 238V237H68ZM68 238H67V240H68ZM73 238V237H72ZM214 238V237H213ZM2 239V237L0 238V240ZM16 239V238H15ZM25 240H26V238H24ZM23 239V240H24ZM32 239V238H31ZM66 239V238H65ZM65 239H62V240H65ZM4 240H5V238L3 239V241H2V243H1V241H0V245L2 246V248L1 249H3V252L5 253H9V249H8V247L7 246H5V248L7 249V250H9V251H7L6 249H5V251H4V246H3V242H4ZM6 240H8V239H6ZM17 240V239H16ZM30 240V239H29ZM33 240H34V238H33ZM36 240V239H35ZM47 240V239H46ZM51 241V239H48V241ZM56 240V239H55ZM60 240V239H59ZM78 240H79V237H78ZM11 241V240H10ZM47 241V242H48ZM75 241V240H74ZM200 241V240H199ZM203 241V240H202ZM205 241H207V238H206V240ZM8 243H9V241H7ZM6 242V243H7ZM12 242V241H11ZM52 242H54V241H52ZM51 242V243H52ZM5 243V242H4ZM7 243V244H8ZM16 243V242H15ZM35 243V242H34ZM38 243H36L37 245H39L40 246V244H38ZM42 243H41V246L40 247H42ZM49 243V242H48ZM50 243V244H51ZM66 243H68V242H66ZM74 243V242H73ZM72 243V244H73ZM77 245H79L80 246V242H75ZM207 243V242H206ZM22 244V243H21ZM55 244V243H54ZM63 244V243H62ZM61 244V245H62ZM70 244V246L72 245L71 243H69ZM202 244H203V242H202ZM6 245V244H5ZM9 245V244H8ZM12 245H14V244H12ZM65 245V244H64ZM15 246V245H14ZM23 246V245H22ZM52 246V245H51ZM60 246V245H59ZM108 246H109V244H108ZM10 247H11V244H10ZM13 247V246H12ZM16 247H18V246H16ZM16 247H14V248H16ZM24 247H26V246H24ZM35 247V246H34ZM40 247H39V249H40ZM53 247V246H52ZM65 247H67V246H65ZM68 247H69V245H68ZM67 247V249H71L70 247L68 248ZM80 247H82V245L80 246ZM27 248V247H26ZM55 248V247H54ZM73 248L75 249V250H73V252H75L76 251V249H78V248H75V245H73ZM0 249V250H1ZM11 250H12V248H10ZM39 249H38V251H39ZM48 249H49V247H48ZM64 249V248H63ZM210 249V248H209ZM41 250V249H40ZM55 250V249H54ZM54 250H52V251H54ZM68 250V251H69ZM72 250V249H71ZM70 250V253L72 252ZM80 250H83L84 251V248L83 249H80ZM78 251V253L79 254H81L82 253V251ZM208 250V249H207ZM2 251V250H1ZM17 251V250H16ZM16 251L14 252V253H16ZM37 251V250H36ZM43 251H44V249H43ZM42 250H41V252H43ZM211 251V250H210ZM19 252V251H18ZM40 252V253H41ZM50 252H51V249H50ZM57 252V251H56ZM72 252V253H73ZM81 252V253H80ZM106 252V251H105ZM222 252V251H221ZM238 252V251H237ZM236 252V253H237ZM5 253V254H6ZM19 253H21V252H19ZM55 253V252H54ZM61 253V252H60ZM76 253H77V251H76ZM76 253H74V254H76ZM77 253V254H78ZM85 253V252H84ZM100 253V252H99ZM207 253V252H206ZM213 252H211L210 254H212ZM219 253V252H218ZM240 253V252H239ZM242 253V252H241ZM251 253H253V255H254V251H251ZM257 253V252H256ZM0 254L2 255L3 253H1L0 252ZM5 254H3V256L1 257V258H3V260L1 259V262L3 261V263L5 262V261H7V259L6 258H9V257H4L5 256ZM11 254H13V253H11ZM42 254L43 253H41V256H42ZM51 254V253H50ZM58 254V253H57ZM68 254V253H67ZM78 254V255H79ZM101 254H103V253H101ZM106 254H108V253H106ZM209 254V255H210ZM220 254V253H219ZM233 254V252L231 253V255ZM0 255V256H1ZM9 255V254H8ZM13 255H15V254H13ZM19 255V254H18ZM25 255V254H24ZM34 255V254H33ZM52 255H54V254H52ZM83 255V254H82ZM85 255V254H84ZM229 255V254H228ZM230 255V256H231ZM242 255L243 254H239L238 255V253H237V257H236V255H235V259H237V261H239V258H242ZM258 255V254H257ZM6 256H7V254H6ZM10 256V255H9ZM16 256V255H15ZM14 256V258H12L13 259V261L15 260V257ZM36 256V255H35ZM48 256V255H47ZM46 256V257H47ZM62 256V255H61ZM72 256V255H71ZM86 256V255H85ZM110 256V255H109ZM216 255H214L213 256V258L211 259L210 258V260H208V258H203L202 259V264H226L227 262H225V256L224 257H221L220 259H218V258H216L215 257ZM229 256V257H230ZM24 257V256H23ZM34 257V256H33ZM40 257V256H39ZM51 257V256H50ZM49 257V258H50ZM68 257H70V256H68ZM73 257V256H72ZM211 257V256H210ZM253 257H255V256H253ZM5 258V259H4ZM22 258V257H21ZM41 258H43V256L42 257H40V259ZM60 258V257H59ZM67 258V257H66ZM74 258H75V255H74ZM77 258H79V256L77 257ZM105 258V257H104ZM234 258H232V260H231V263L230 264H236V263H233V261L235 260ZM10 259V258H9ZM8 259V260H9ZM25 259V258H24ZM52 259V258H51ZM50 259V260H51ZM62 259L64 260V258L62 257ZM69 259V258H68ZM67 259V260H68ZM106 259H107V257H106ZM105 259V260H106ZM18 260H20L19 259V257H18V259H17V261ZM23 260V259H22ZM47 260H49V259H47ZM75 260V259H74ZM77 260V259H76ZM241 260V259H240ZM21 261V260H20ZM25 261V260H24ZM23 261V262H24ZM41 261H42V259H41ZM51 261H53V260H51ZM65 261H66V259H65ZM70 261H72L71 259H70ZM78 261V260H77ZM253 261H254V258H253ZM19 262V261H18ZM40 262V261H39ZM45 263H48L47 261H46V258H45V261H44ZM57 262V261H56ZM61 262V264H62V262H63V264H65L64 263V261H60ZM59 262V263H60ZM260 262V261H259ZM10 262H7V264H9ZM11 263H13V262H11ZM10 263V264H11ZM35 263V262H34ZM44 263V264H45ZM50 263V262H49ZM79 263V262H78ZM246 263V262H245ZM6 264V263H5ZM14 264H16V261H14ZM18 264V263H17ZM28 264H29V262H28ZM42 264V263H41ZM50 264H54V262L53 263H50ZM68 264V263H67ZM72 264V263H71ZM82 264V263H81ZM254 264H256V262H254ZM263 264V263H262Z\"/></svg>",
	"mask_w": 264,
	"mask_h": 264
}]
</instances>
